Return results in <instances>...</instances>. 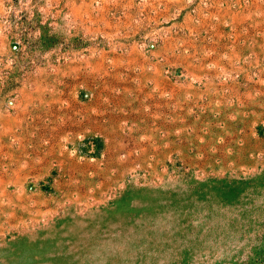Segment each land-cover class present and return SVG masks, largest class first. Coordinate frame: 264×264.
Listing matches in <instances>:
<instances>
[{"label": "rangeland", "instance_id": "rangeland-1", "mask_svg": "<svg viewBox=\"0 0 264 264\" xmlns=\"http://www.w3.org/2000/svg\"><path fill=\"white\" fill-rule=\"evenodd\" d=\"M0 264H264V0H0Z\"/></svg>", "mask_w": 264, "mask_h": 264}]
</instances>
